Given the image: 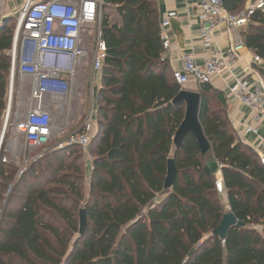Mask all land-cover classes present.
<instances>
[{
    "label": "trees",
    "instance_id": "trees-1",
    "mask_svg": "<svg viewBox=\"0 0 264 264\" xmlns=\"http://www.w3.org/2000/svg\"><path fill=\"white\" fill-rule=\"evenodd\" d=\"M104 1L121 22L102 15L107 57L88 193L81 157L64 161L71 147L39 158L19 176L1 149L0 264H264V166L233 127L224 93L210 83L198 90L211 163L223 164L228 206L245 223L223 241L212 234L227 212L214 187L216 167L193 134L173 151L186 105L174 102L183 88L164 55L159 0ZM244 2L224 0L233 13ZM11 19L0 26V130L12 78ZM243 40L264 60V12L253 16ZM259 73L264 79V67ZM19 83L18 65L13 84ZM171 158L178 174L167 192ZM81 203L88 217L82 236Z\"/></svg>",
    "mask_w": 264,
    "mask_h": 264
},
{
    "label": "built area",
    "instance_id": "built-area-1",
    "mask_svg": "<svg viewBox=\"0 0 264 264\" xmlns=\"http://www.w3.org/2000/svg\"><path fill=\"white\" fill-rule=\"evenodd\" d=\"M0 0V26L5 23V5ZM164 9H160V27L164 51L170 47L166 34L178 18L177 0H162ZM186 6H195L201 23V40L206 47L212 45L215 32L222 25L230 31L229 48L223 53H213L204 63H198L193 52L184 53L182 67L173 71L175 81L185 89L189 85L199 88L211 84L213 77L230 73L234 81L228 87L227 96L246 106L251 116L244 123L241 132L246 135L260 136L264 126V79L256 83L235 74V63L246 57V70L253 66H264V60L248 48L243 40V32L251 23L253 16L264 12V0H252L236 13L225 7L224 0H185ZM104 0H24L16 13V28L12 56V78L9 100L12 99L13 75L17 56H20L19 70L26 96L24 111L14 120L13 138L8 149L14 155L19 151L34 148L58 151L76 146L80 149L87 170L92 171L94 154L92 141L98 130V106L93 104L83 115L70 109L75 105L76 90H80L82 99L84 89L77 86L85 78L87 61L92 56L94 71H102L107 57V44L103 38L101 21L104 12ZM107 9V8H106ZM99 30L91 34L95 26ZM20 44L21 51L17 55ZM220 52V53H219ZM248 53V56H244ZM85 84V83H84ZM93 86L95 83L93 81ZM95 88V87H94ZM94 88L91 91L94 95ZM70 106V107H69ZM8 123L9 108L6 113ZM23 139L24 144L19 145ZM264 166V150L256 151ZM7 162V158L3 159ZM28 163V159H25ZM214 187L219 195H226L227 189L222 173L223 164L215 162ZM22 173V172H21Z\"/></svg>",
    "mask_w": 264,
    "mask_h": 264
},
{
    "label": "crops",
    "instance_id": "crops-1",
    "mask_svg": "<svg viewBox=\"0 0 264 264\" xmlns=\"http://www.w3.org/2000/svg\"><path fill=\"white\" fill-rule=\"evenodd\" d=\"M23 3L24 0H22V2L7 0L4 8L5 13L13 18V16H16L17 11L20 9ZM159 5L160 9L163 10L165 5L162 0H159ZM175 6L178 10V18L173 21L172 26L166 31V34L170 39V47L164 51V55L168 58L173 71L182 67L181 58L184 53L193 52L197 62L204 63L205 60L213 53H218V51L224 53L229 48L231 33L225 25H222L218 28V30L215 32L212 45L206 47L201 40V23L195 6L191 3V5L187 7L185 0H177ZM244 56H248V53H245ZM234 66L235 74L239 75L240 77L246 76L252 84L259 80L261 77L259 69L264 67L254 65L253 70H246V57L237 61ZM85 74L86 77L84 80L86 81V70ZM93 81L96 85L98 99L99 90L102 86V71H94L93 68H91V84ZM233 81V76L230 73H226L223 76L213 77L211 85L224 93L228 103L227 110L229 117L241 140L250 145L256 151L264 150V126L261 129L260 136L252 134L246 135L241 132L243 124L249 121L251 112L246 106L239 103L236 99H232L227 96L228 87ZM185 89L198 91L194 85H189ZM174 150L175 146L173 147V151ZM205 158H207L205 159L207 162L214 160L212 153L207 154ZM213 165L215 166V163H213ZM86 173H89L87 167ZM255 228L261 231L263 226L256 225Z\"/></svg>",
    "mask_w": 264,
    "mask_h": 264
},
{
    "label": "rangeland",
    "instance_id": "rangeland-1",
    "mask_svg": "<svg viewBox=\"0 0 264 264\" xmlns=\"http://www.w3.org/2000/svg\"><path fill=\"white\" fill-rule=\"evenodd\" d=\"M15 1L22 2V0H15ZM250 1H252V0H245L244 5L249 4ZM104 12L109 14V17L113 22H117V23L121 22V17L114 7L109 6L107 9L104 10ZM15 19H16V16H13V18L9 21L10 22L9 25L16 28L15 21H13ZM99 27H100V25L97 24L95 26V28L92 30V32H90V33L94 35L95 33L98 32ZM20 51H21V47L19 44L18 48H17V55L20 54ZM18 58H19V61H18ZM16 61L17 62L15 64V69H16V67H18V65H20V56H17ZM91 68H92V56L87 61V65H86V69H85L87 72L86 81L84 80V78H82L79 80V82L77 84V86L84 89L85 98L82 99L83 96L81 95L80 90L78 89V90H76V93H75V105H73V106L71 105V107L69 106L71 110L73 108V110H78L79 112L81 111L83 115L85 114V112L88 110V108L92 104H93V106H96V105L98 106L96 85L93 86L90 82V70H91ZM27 82H28V80H25L24 83H19L18 85L13 84L11 101L9 100V95H8L7 109L9 108V116H8V123L6 125L5 134L3 137V144L1 146V149H3L7 154L6 158L8 159V163H10V162L15 163L19 167L18 176L21 175L22 173H24L30 167V165L33 162H35L36 160H38L39 158L46 156V159H50L53 155V151L45 150L44 148L26 149V150H22V151H19V148H18V155H14V153H13V149H16L15 146H13L12 149H8L9 143H10L11 139L13 138V134H14L12 124H13L14 120L16 119V117L19 115V113L24 111V107L27 104L26 103L27 99H26L25 93L22 90V86L24 84H26ZM93 88H94V95L92 96L91 91ZM2 118H3V124H2L1 130H0V142H1L2 134H3V130L5 127L6 115H4ZM22 144H24V140L20 139L19 145H22ZM62 154L64 155V157H63L64 161H66L67 163H69L70 161H72L76 157H81L80 159H78L79 163H82V162L85 163V160H84L83 156L81 155L80 149L76 146L71 147L69 152H67V153L63 152ZM25 159H28L29 162L26 163ZM205 159H207V158H205ZM205 161L207 162V160H205ZM211 164L213 165V162ZM85 167H86V163H85ZM89 174L90 173H85V177H86L85 181H84V193H85V195H87L88 190H89V179H88ZM219 198H220L221 202L223 203V205L225 206L226 210L229 211L230 207L228 206V197L226 195H221V196L219 195ZM82 208H84L83 203L80 204L79 208L76 211L78 226H79L80 211Z\"/></svg>",
    "mask_w": 264,
    "mask_h": 264
},
{
    "label": "water",
    "instance_id": "water-1",
    "mask_svg": "<svg viewBox=\"0 0 264 264\" xmlns=\"http://www.w3.org/2000/svg\"><path fill=\"white\" fill-rule=\"evenodd\" d=\"M11 17L6 15L5 20L10 19ZM177 102H184L186 105V112L184 120L182 121L179 129L177 130L174 137V145L176 148H180L189 134H193L198 141L201 153L206 156L209 153H212V146L208 140L203 126L200 122V112L202 104V94L196 90L183 89L180 94L174 100ZM2 135L0 142V151L3 144ZM178 174V168L174 158L168 160L167 165V176L165 179V190L168 192L174 185L176 177ZM87 211L85 208H82L80 211V221H79V235L82 236L87 230ZM245 223L240 221L232 211H227L221 220L219 226L213 230V235L219 236L223 241L227 238L230 230L233 227H243Z\"/></svg>",
    "mask_w": 264,
    "mask_h": 264
}]
</instances>
